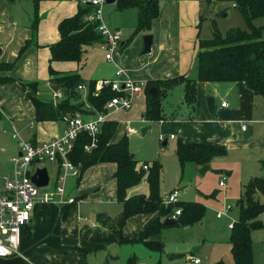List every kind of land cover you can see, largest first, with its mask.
<instances>
[{
  "label": "crops",
  "instance_id": "crops-1",
  "mask_svg": "<svg viewBox=\"0 0 264 264\" xmlns=\"http://www.w3.org/2000/svg\"><path fill=\"white\" fill-rule=\"evenodd\" d=\"M7 1L9 0H0V63L12 64V66L9 70H0V78H6L7 80L0 81V129L4 126L0 137L9 133L11 139L16 143V152L8 158L7 163L1 165L0 162V191L2 177L11 174V160L19 153L18 138L31 143H40L61 137L67 129L64 118L59 121L37 122L35 120L36 110L30 97L43 99L40 97L42 93L38 91V79H43L50 89L46 94L49 97L43 100L51 101L53 104L58 102L53 100V92L55 91L51 89V86L54 85L50 81L49 68L62 75L78 73L85 84L90 81L96 83L100 80H116L117 71L122 70V78L127 77L136 82L140 88L141 86L144 88V94L142 93V96H139L140 92L137 93L132 102L133 107L139 98L141 105H144L141 117L124 120L123 116L127 111L113 113L108 117L107 120L117 123L111 143H117L121 138L127 137L129 150L131 151V137L137 133L133 125L142 124L143 128L149 127L151 129V125L156 123L162 125L161 131L164 134H171L170 139L175 140L178 136L177 142L181 140L184 143L213 145L225 149V155L212 158L207 164L209 169L203 174L210 170L222 171L228 174L229 171L224 169V163L228 161L232 154L241 164L246 166L243 175L247 183L254 177H262V174H264V98L255 96L243 83L214 84L198 82L193 107L185 102L184 86L183 83H179L169 89L161 99L162 120L147 122L144 119L146 107L145 84L148 81L168 80L178 76L190 80L196 79V56L198 41L199 38L201 39L203 11L205 7H208L211 0H159V16L152 22L149 33L137 35L128 44L126 42L130 37H125L122 29L117 25L108 27L103 16L102 23L107 28L121 33L120 48L113 52L112 60H107L102 44L86 47L79 63L51 62L48 49L50 45L59 40L58 24L63 19L72 17L77 13L78 8L81 6L78 2L56 0L59 3L55 6L53 3L55 0H39L37 8L39 21L37 30L34 31L31 24L34 20V10L31 20L18 26L16 21L10 17L11 8ZM11 2H14V0H11ZM115 2L112 4L104 3L103 6L116 5ZM231 6L233 7V4ZM115 11L120 16L134 14L136 21V13L132 9L120 11L116 7ZM17 13H19L18 10ZM148 34L152 36L153 42L150 52L145 53L143 36ZM97 49L104 51V60L110 65L112 64V69L99 78H93L85 75L84 67L86 60ZM26 82H37V91L30 90L25 85ZM83 86L85 88V85ZM78 92L82 93V98L85 100V92L81 90H78ZM209 97L213 98L215 102L213 115L210 114L207 108ZM223 103L225 104L224 107H222ZM78 116L83 120L96 118V116L90 115ZM5 119L6 122L3 121ZM122 125L125 127H122ZM129 128L134 129L135 133H128ZM14 135H17L16 138L13 137ZM160 137L164 139V136L159 135V141ZM161 142L163 147L167 146L166 140ZM0 149L1 152L4 151L2 147ZM131 153L136 158L135 153L132 151ZM137 161L139 162V160ZM152 162H139L137 168H142L145 165L149 167ZM51 166V173L54 175L52 192L45 190L44 193H54L57 185H59L58 177L61 175V170L58 165ZM203 166L196 165L199 170ZM42 168L46 167L43 165ZM115 171L116 165L113 163L95 165L87 169L80 178L79 176H73L71 179H75L74 184H71L70 181L65 182L62 198L53 194L52 201L49 203L38 200L31 214L30 222L21 230L19 255L1 258L0 264H77L81 258L78 250H86L83 258L88 264H92L89 258L94 252H103L105 261L108 262L117 258L116 250L119 251L122 246L129 247L141 244L146 248L142 243L128 242V240L136 239L146 227L157 220V212L129 217L121 229V235L125 240L122 243H119V238L112 233L107 225L102 223V221H106L113 228L116 227L123 211V204L117 200ZM47 173L50 182L48 170ZM109 175L110 178H108ZM107 179H110L109 187L105 181ZM223 179H220L219 187H224ZM93 180L94 182L100 180V182L88 184ZM160 180L159 178V191L162 201L171 191L176 189L180 191L179 188H176L163 194L160 188ZM220 182L223 183L222 186H220ZM148 194L149 186L145 175L137 186L127 190L126 199L137 195L147 197ZM205 196L214 202L217 199L215 191ZM240 199L241 195L235 205L238 208V215L233 221L230 219L227 226L230 230H232L230 224L234 226L238 222ZM179 202H195L203 205L205 214L198 222L202 224L207 211L205 203L195 200H179ZM105 205H115L120 208H117V213L110 215L107 213V208H111V210L113 208L104 207ZM210 210L215 213L216 219L228 217L227 210L220 211L213 207ZM218 212H222L224 215L218 218ZM261 215H259L258 220ZM166 219L175 220L172 217H165L161 218V222L164 224ZM167 226L174 225L164 224L157 235L150 237L151 241L161 243L163 251L166 238L163 240L162 230ZM192 226L185 228L189 229ZM230 234L226 241L230 246L231 253ZM200 248H195L194 253H190L189 249L185 250L182 264L188 262L189 258L199 259L193 254H196ZM252 250L253 259H255L257 252L253 244ZM136 259V255H132L128 258V262L135 263ZM199 261V264H201L202 261L200 259ZM157 262H154V264ZM137 264L143 263L138 262Z\"/></svg>",
  "mask_w": 264,
  "mask_h": 264
},
{
  "label": "trees",
  "instance_id": "trees-1",
  "mask_svg": "<svg viewBox=\"0 0 264 264\" xmlns=\"http://www.w3.org/2000/svg\"><path fill=\"white\" fill-rule=\"evenodd\" d=\"M15 1V0H14ZM34 4L33 30L37 28L39 17L37 8L39 0H29ZM230 2L235 5L243 17L246 28H232L225 35L215 31L211 38L198 41L196 56L197 77L194 80L178 76L168 80H153L145 84L146 107L144 119L147 122L162 120L161 99L173 86L183 83L184 100L191 107L196 100V85L205 83H243L255 96L264 98V31L263 26H256L255 21L264 18V0H217ZM116 7L120 11L136 10V28L128 42L139 34L149 33L152 22L159 16V0H116ZM94 11L91 5H81L77 13L63 19L58 24L59 40L48 47L51 62H75L82 60L84 48L104 43V38L96 30L97 25L86 21V17ZM1 53V49H0ZM12 64L0 63V70H9ZM50 81L59 86L63 99L56 104L39 97H30L36 110V121H59L64 117L78 115L97 116L105 114V105L116 94L109 87L100 92L95 91V82H85L78 73L57 74L49 68ZM7 81L0 78V81ZM25 85L32 91H37L38 83L27 82ZM85 85L86 98L83 100L78 86ZM155 90L154 93L150 90ZM117 123L106 120L102 123L96 147L85 151L84 146L90 144L91 138L81 133L69 161L79 168V178L90 167L101 163L116 165L114 177L117 183V200L123 204V211L113 228L106 221L103 225L119 238V243L125 242L121 229L125 221L137 214L158 213V218L146 227L139 236L128 242L142 243L149 251L162 253L160 242H153L150 237L157 235L164 224L161 218L171 217L175 210L180 215L174 221V226L189 227L201 221L204 217V206L195 203H180L165 205L159 191L160 164L153 161L147 171L137 168L138 161L129 150L127 137L117 143H111L116 131ZM225 149L213 145L199 143H184L181 140L176 145V156L184 166L194 163L197 166L207 165L212 158L225 155ZM146 175L149 186L148 196L137 195L126 199L127 190L137 186ZM239 203L238 222L233 226L229 237L233 264H254L251 233L263 226L258 220L264 213V202L257 198V194L264 195V177H254L244 187ZM81 258L77 264H88L83 258L85 251L78 250ZM156 264H160L157 262ZM213 264H223L221 261Z\"/></svg>",
  "mask_w": 264,
  "mask_h": 264
},
{
  "label": "rangeland",
  "instance_id": "rangeland-1",
  "mask_svg": "<svg viewBox=\"0 0 264 264\" xmlns=\"http://www.w3.org/2000/svg\"><path fill=\"white\" fill-rule=\"evenodd\" d=\"M7 2L11 8L10 17L12 20L16 21L18 26L23 25V23H28L31 20L33 10H35L32 2L26 0H15L14 2L9 0ZM53 3L56 6L59 2L55 0ZM231 5L232 3L230 2L217 0H211L209 2L208 7H205L203 11L200 31V37L202 39L211 38L215 31L225 35L229 29L246 28L243 17L239 11ZM115 9L116 5H104L102 8V17L104 16L107 26L113 27V25H117L122 29L125 37H131L136 28L134 14L120 16ZM17 10L19 13H17ZM132 11L136 13V10L133 9ZM254 23L256 26H263L264 18L257 19ZM262 37L264 38V31ZM103 52L104 51L97 49L95 52H92L86 60L84 67L86 76L99 78L112 69V64L110 65L104 60ZM38 82V91L42 93L40 97L47 99L49 96L46 94L50 89L43 79H38ZM81 91L85 92L84 97L86 98V90ZM142 93L144 94V88L141 86L139 96H142ZM143 108L144 105H141L138 98L133 107L125 112L123 119L133 120L137 117H141ZM3 121L6 122V119ZM133 126L137 133L131 137L130 149L135 153L136 159L139 160L140 163L156 160L161 164L160 188L162 193L164 194L179 188L180 196L178 199L180 201L195 200L205 203L207 206L206 215L202 224H194L189 229L183 226L165 227L162 230V238L163 240L166 238V245L161 254L152 253L141 244H137L129 247H120V250H116L115 253L117 254V258L108 262L105 261L103 252H94L90 255V262L92 264H137L138 262L143 264H154V262L160 261V264H182V257L184 255L183 253L186 252L185 250L189 249L190 253H194L195 248L201 247L196 254H193L202 261L201 264H212L219 261L223 264H233L230 246L226 241L228 235L231 233V230L228 229L227 226L230 223V219L233 221L238 215V208L235 207V205L236 202L239 201L240 195L243 194L244 187L247 184L246 178H244L243 175L246 166L241 164L240 161L231 154L228 161L224 163V169L229 171L228 174L216 170H210L206 174H201L196 165L188 163L181 166L179 163L175 154L178 136L175 140L170 139L171 134H164L161 131L162 125L156 123L151 125L150 131L145 135L141 134L143 128L142 124H134ZM122 127L125 126L122 125ZM3 128L4 126L0 129V135L3 132ZM159 135L164 136L163 140L167 141V146H162V142L159 141ZM1 147L4 149L3 152L0 151V162L2 165L7 163L8 158L16 152V143L11 139L9 133L0 137V148ZM51 165L52 164L49 163L44 165L49 172L50 182L47 188L40 190V193H43L45 190L52 192L54 175L51 173ZM263 176L264 174H262V177ZM72 177L73 176H68L65 182L68 183L70 181L71 184H74L75 179H71ZM108 178H110V175ZM222 178H224V187H219L218 183ZM94 180L88 184L100 182V180H96L95 182ZM109 180H105L108 187L110 186ZM213 191L217 194L215 202L205 196L206 194H211ZM257 198L259 201L264 202V195L259 193L257 194ZM107 206L113 208L112 210L111 208H107V213L110 215L117 213V208H120L115 205H105L104 207ZM230 206L232 207L231 209H226V207ZM212 207L220 211L227 210L228 217L216 219L215 213L210 210ZM259 221L263 227L252 232V244L253 247L255 246L257 252L254 263L264 264V213H262ZM132 255H136L137 259L135 263L128 262V258Z\"/></svg>",
  "mask_w": 264,
  "mask_h": 264
},
{
  "label": "built area",
  "instance_id": "built-area-1",
  "mask_svg": "<svg viewBox=\"0 0 264 264\" xmlns=\"http://www.w3.org/2000/svg\"><path fill=\"white\" fill-rule=\"evenodd\" d=\"M79 3L80 5H91L94 11L86 17V21L95 23L96 30L104 38L102 48L105 50V58L112 60V54L118 48L122 41V35L119 31L111 30L102 23V6L106 0H68ZM233 7L235 5L233 4ZM122 70L117 71L116 80H100L95 84V91L100 92L103 88L109 87L116 95L105 105V114H98L93 120H83L79 116L64 117L67 129L61 137L53 138L49 141L40 143H31L17 139L19 153L11 160V174L2 177V188L0 191V259L19 255L21 241V230L31 220V214L38 200L43 203L52 201L53 194L58 197L64 194V183L68 176H79V168L69 161V155L74 149L75 142L81 133H86L91 142L84 146L85 151H90L96 147L98 135L103 122L108 117L117 112L129 111L132 108V102L137 93L140 92V86L133 80L122 78ZM85 89L83 85L78 86V90ZM63 98L60 91L53 92L54 102ZM225 104H222L224 107ZM128 133H135L132 128ZM17 135L13 137L16 138ZM163 137H160V141ZM58 165L61 175L58 177V184L54 193H40L44 187H37L31 180L37 169L45 164ZM147 170L148 166H142ZM223 183L220 182V186ZM46 188V187H45ZM179 190H173L167 194L163 203L177 204L179 202ZM227 209H230L228 207ZM180 215V210H175L171 216L175 219ZM224 215L217 213L220 218ZM233 224H230L232 229ZM199 259L189 258L185 264H199Z\"/></svg>",
  "mask_w": 264,
  "mask_h": 264
},
{
  "label": "water",
  "instance_id": "water-1",
  "mask_svg": "<svg viewBox=\"0 0 264 264\" xmlns=\"http://www.w3.org/2000/svg\"><path fill=\"white\" fill-rule=\"evenodd\" d=\"M116 0H106L105 3L106 4H112L114 3ZM143 42H144V52L145 53H148L150 52L151 50V46H152V42H153V38L151 35H145L143 36ZM51 89L53 91H56L57 89H59V86H51ZM150 92L154 93L155 90H150ZM214 107H215V102H214V99L209 97L207 99V108H208V111L210 112L211 115L214 114ZM150 130L149 127L147 128H143L141 130V134L142 135H145L148 131ZM209 169V166L206 165V166H203L200 168L199 172L201 174H203L206 170ZM32 182L37 186V187H46L48 182H49V176H48V173H47V170L46 168H39L36 170V172L33 174L32 178H31ZM174 221L172 220H169V219H166L164 221V224L165 225H168V224H173Z\"/></svg>",
  "mask_w": 264,
  "mask_h": 264
}]
</instances>
